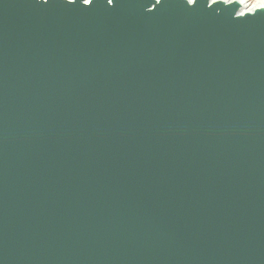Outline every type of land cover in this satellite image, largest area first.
I'll return each mask as SVG.
<instances>
[{
  "label": "water",
  "instance_id": "1",
  "mask_svg": "<svg viewBox=\"0 0 264 264\" xmlns=\"http://www.w3.org/2000/svg\"><path fill=\"white\" fill-rule=\"evenodd\" d=\"M0 0V264H264V7Z\"/></svg>",
  "mask_w": 264,
  "mask_h": 264
},
{
  "label": "bare ground",
  "instance_id": "2",
  "mask_svg": "<svg viewBox=\"0 0 264 264\" xmlns=\"http://www.w3.org/2000/svg\"><path fill=\"white\" fill-rule=\"evenodd\" d=\"M224 1L226 2L238 1L241 4L242 12L252 11L258 7H264V0H256L253 4L249 3L248 0H224Z\"/></svg>",
  "mask_w": 264,
  "mask_h": 264
},
{
  "label": "rangeland",
  "instance_id": "3",
  "mask_svg": "<svg viewBox=\"0 0 264 264\" xmlns=\"http://www.w3.org/2000/svg\"><path fill=\"white\" fill-rule=\"evenodd\" d=\"M256 0H248L249 3H254Z\"/></svg>",
  "mask_w": 264,
  "mask_h": 264
}]
</instances>
